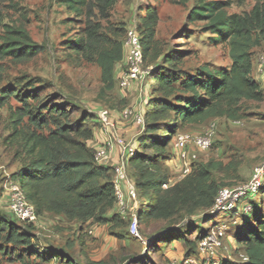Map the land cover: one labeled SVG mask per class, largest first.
I'll return each instance as SVG.
<instances>
[{
  "label": "trees",
  "instance_id": "1",
  "mask_svg": "<svg viewBox=\"0 0 264 264\" xmlns=\"http://www.w3.org/2000/svg\"><path fill=\"white\" fill-rule=\"evenodd\" d=\"M54 2L79 19L80 27L64 40L65 48L75 57L99 67L100 94L113 90L115 66L123 58L126 31L124 23L110 21L118 0ZM228 8L229 3L223 0H195L186 16L190 23L202 22L201 29L209 33L211 44L221 45L227 51L230 64L226 67L209 62L198 64L192 71L183 67L187 53L175 47L166 49L165 43L156 38L159 17L151 4H146L135 25L143 66L151 67L144 128L127 166L138 202L141 194L145 196L144 209L136 210L138 223L165 220L174 224L181 213L191 214L199 208L208 212L220 189L213 175L223 172L225 165L220 160H197L182 180L168 184L171 176L166 161L171 157L170 141L181 127L203 125L218 118L230 123L240 121L242 103L264 100L260 83L251 75L255 49L264 47V0H254L242 12H230ZM73 17L69 20L73 21ZM44 48L32 39L23 22H4L0 13V61L7 58L16 63L29 61ZM2 72L0 63V80ZM25 86L29 91L23 93L9 86L0 88V108L8 109V133L2 142L19 158V167L10 174L12 182L20 185L39 217H57L78 228L86 223L99 224L101 217L109 213L107 222L112 225L124 219L113 210L112 168L96 163L92 145L88 144L96 126L71 123L64 108L37 99L38 93L32 92L38 87H34L32 80ZM10 97L18 102L17 106L10 105ZM121 103L122 109L126 101ZM164 184H168L166 188ZM249 204L250 215L255 205L251 200ZM248 214L242 216V224L248 222ZM209 216L208 212L203 217ZM24 222L26 226L22 227L0 208V251L6 253L10 246L12 253L21 246L23 253L15 254L21 264H27L24 256L36 253L31 244L35 226ZM208 230L197 237L196 249ZM178 236V232L169 230L156 241L168 242ZM238 242L248 258L244 264H264V221L247 226L238 235ZM41 249L58 258L59 264H112L110 259L89 257L79 263L62 249L56 251L52 246ZM195 252L187 250L183 256Z\"/></svg>",
  "mask_w": 264,
  "mask_h": 264
},
{
  "label": "rangeland",
  "instance_id": "2",
  "mask_svg": "<svg viewBox=\"0 0 264 264\" xmlns=\"http://www.w3.org/2000/svg\"><path fill=\"white\" fill-rule=\"evenodd\" d=\"M223 1L229 3L230 12L248 10L254 3V0ZM194 2L195 0H118L111 11L110 21L122 22L126 28L135 26L143 15L146 4H151L159 17L156 38L165 43L166 49L175 47L187 53L183 67L192 71L203 62L217 67L229 66L227 51L221 45L211 44L209 33L201 29L202 22L187 21L188 10ZM0 13L4 22H23L32 39L45 46L42 52L29 61L16 63L8 58L0 61L3 69L0 88L9 86L23 93L29 91L25 85L28 80H32L34 87H38L32 93H38L37 99L40 102L64 108L71 123L95 125V132L100 128L96 124L97 108L119 112L121 101H126V106L136 99L122 98L117 79L113 90L100 94L99 67L75 57L65 48L64 40L78 30L79 19L71 16L63 7L57 6L54 0H2ZM70 17L74 20H69ZM263 52L264 47H258L254 52V60ZM255 68L254 64L253 77L264 91V76H258ZM147 81L149 83L150 79ZM8 101L12 107L18 105L12 97ZM242 110L243 116L238 124L218 118L211 147L197 152L199 161L214 159L225 165L223 172L213 175V179L220 185L219 190L245 186L252 181L256 184L255 191L247 193L236 203L237 210L222 213L217 211L209 217H203L208 212L199 208L191 214L181 213L174 224L165 220L149 224L140 222L139 236L135 237L127 231L126 218L113 225L108 223L110 213L101 217L99 224L86 223L81 228L56 217H40V226L35 227L34 238L31 240L36 253L24 256L26 263L56 264L58 258L54 259L49 252L41 249L52 246L56 251H66L79 263L83 262L84 257H89L110 259L112 264H168L172 259L179 260L187 250L194 252L197 237L206 229L223 224V247L217 249L211 257L221 264H244L240 257L243 247L238 242V235L245 232L247 226L254 227L258 221H264V100L244 102ZM7 116L8 109L3 106L0 108V208L25 227L26 223L7 208L8 201L4 194L8 183L12 181L10 174L19 167V158L2 142L8 133ZM207 125L208 122L197 127H181L178 131H201ZM129 128H132L130 132L127 130ZM114 129L127 141L136 140L141 134L140 127L131 119H118ZM116 152L114 149V158ZM166 168L172 176L173 168L167 163ZM144 198L141 194L136 210L144 209ZM250 200L255 208L248 214V222L242 224L244 215L241 211L244 203L249 204ZM169 230H175L179 236L168 242L156 241L158 236ZM9 249L10 246L6 253L0 251V264H21L15 254L23 253L22 247H15L12 253Z\"/></svg>",
  "mask_w": 264,
  "mask_h": 264
},
{
  "label": "built area",
  "instance_id": "3",
  "mask_svg": "<svg viewBox=\"0 0 264 264\" xmlns=\"http://www.w3.org/2000/svg\"><path fill=\"white\" fill-rule=\"evenodd\" d=\"M123 58L122 65L117 76V87L123 99L136 97L130 105L124 106L119 112H115L118 119H131L135 125L140 127V133L144 128V104L148 98L149 84L147 77L151 69L150 66L144 67L142 62V52L139 34L135 26L126 28L123 38ZM256 74L264 76V52L257 58ZM138 105V106H137ZM114 111L99 107L95 110L97 123L100 125L99 132L106 134L107 139H91L88 144L92 145L93 158L96 163L112 168V183L115 195L113 210L122 218L127 219V231L135 237L139 236V223L136 213L138 195L133 182L129 176L127 166L129 159L135 154L136 140L127 141L118 135L114 129V124L118 121L113 117ZM238 124L240 121H232ZM216 131V120H212L201 131H177L171 141V157L166 161L174 170L169 183L183 178L190 172L191 164L198 160L197 152L206 151L211 147L212 140ZM114 149L117 150L114 158ZM174 180V181H173ZM168 184H164L166 188ZM256 184L252 181L245 186L232 189L223 188L218 191L213 205L208 212L222 213L227 210H237L236 203L246 195L255 191ZM10 212L17 218L40 226V217L36 214L34 206L25 198L19 184L9 182L6 192ZM250 204L244 203L242 215L248 214ZM225 225L212 227L206 236L197 243L196 252L179 260L172 259L168 264H221L211 255L217 249L223 247L221 235ZM243 262L247 261L244 253L240 254Z\"/></svg>",
  "mask_w": 264,
  "mask_h": 264
},
{
  "label": "crops",
  "instance_id": "4",
  "mask_svg": "<svg viewBox=\"0 0 264 264\" xmlns=\"http://www.w3.org/2000/svg\"><path fill=\"white\" fill-rule=\"evenodd\" d=\"M256 50V49H255ZM255 55V54H254ZM256 61H257V58H255V60H254V56H253V60H252V70H253V68H254V64L256 65ZM121 65H122V61L120 62V63H118V64H116V66H115V79H117V76H118V73H119V70H120V68H121ZM251 75H252V77H253V74H252V72H251ZM254 78V77H253ZM131 98H134V97H131ZM117 115L115 114V112L113 113V117H116ZM198 125H196V126H192V127H197ZM127 130H129V132L132 130V128H129V129H127ZM107 137L108 136H106V135H102L99 131H94V139H97V138H99V139H102V140H104V139H107ZM57 218V217H56ZM57 219H59V218H57ZM60 220V219H59ZM56 264H59V263H56ZM61 264V263H60Z\"/></svg>",
  "mask_w": 264,
  "mask_h": 264
}]
</instances>
